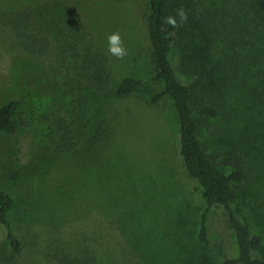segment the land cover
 I'll use <instances>...</instances> for the list:
<instances>
[{
	"label": "rangeland",
	"instance_id": "rangeland-1",
	"mask_svg": "<svg viewBox=\"0 0 264 264\" xmlns=\"http://www.w3.org/2000/svg\"><path fill=\"white\" fill-rule=\"evenodd\" d=\"M46 1L0 0V10L13 13ZM62 1L78 8L97 48L109 56L112 83L107 90L87 95L89 107L79 127L83 132L79 145L57 153L53 123L66 113L69 101L61 97L63 110L58 107L45 89L50 79L46 63L28 54L12 27L0 23V108L17 101L19 123L14 135L0 132V182L15 198L10 219L24 244L16 252L7 239V228L0 224V264H48L51 247L66 243L71 249L80 245L86 255L83 260L96 264L88 255L98 244H85L84 234L89 232L95 240L94 230L114 227L118 232V226L133 243V237L140 241L150 264H223L238 257L228 213L223 206L209 209L202 186L186 169L174 101L167 96L159 105H149L146 94L116 95L125 77L152 83L156 74L145 21L149 0ZM227 22L237 30L242 24L236 17ZM116 32L128 53L122 60L108 52V36ZM173 62L179 69L177 53ZM163 89L162 83H152L153 91ZM236 116L215 121L204 130L202 138L214 153L249 141ZM250 142L248 148L261 140ZM250 152L257 163L235 206L264 241V145ZM205 213L208 239L202 242Z\"/></svg>",
	"mask_w": 264,
	"mask_h": 264
},
{
	"label": "trees",
	"instance_id": "trees-1",
	"mask_svg": "<svg viewBox=\"0 0 264 264\" xmlns=\"http://www.w3.org/2000/svg\"><path fill=\"white\" fill-rule=\"evenodd\" d=\"M149 2L145 21L156 70L152 83H162L164 89L155 92L151 82L127 76L119 83L116 95L128 98L146 94L149 105H159L167 96L174 101L181 135L180 153L186 169L202 186L209 209L225 208L237 238L239 256L226 259L223 264H264L263 237L240 217L235 206L240 189L250 180L257 163L250 149L261 150L264 145V136L260 133L264 130V0H240L233 4L231 0L226 3L224 0ZM181 8L187 15L183 23L177 16ZM168 17H175L178 27L165 24ZM229 17L241 21L238 30L227 22ZM0 23L12 27L28 54L46 63L50 79L45 89L61 110L63 105L59 99L67 97L69 108L53 123V133L57 138V153L72 151L82 139L79 127L83 126L84 111L89 107L87 95L111 86L109 56L97 48L78 8L62 0H49L13 13L0 10ZM175 53L179 57V69L173 62ZM17 106L18 102L12 101L0 108V132L14 135L19 131L15 117ZM230 115L239 116L236 119L243 122L249 141L214 153L203 140V132L215 121ZM257 139L263 144L248 148L250 141ZM14 204L15 198L0 182V224L7 228L10 246L21 252L24 244L10 219ZM207 220L208 213H205L200 231L202 242L208 239ZM106 222L114 226L109 219ZM113 229L99 228L97 233L94 230L95 240L88 236L89 232L84 234L85 244H98L97 249L90 250L89 261L151 263L140 241L133 237V243L129 233L123 234L120 226L118 232ZM71 247L70 243L51 247L53 252H48V264H88L83 260L86 255L80 245Z\"/></svg>",
	"mask_w": 264,
	"mask_h": 264
},
{
	"label": "clouds",
	"instance_id": "clouds-1",
	"mask_svg": "<svg viewBox=\"0 0 264 264\" xmlns=\"http://www.w3.org/2000/svg\"><path fill=\"white\" fill-rule=\"evenodd\" d=\"M177 16L180 17L181 23L187 20V15L182 8L177 11ZM165 24L170 25L173 28L178 27L177 20L175 17L166 18ZM162 30L164 29L162 28ZM108 52L110 55H113L117 59L121 60L128 55L126 48L123 46V41L119 32L110 34L108 36Z\"/></svg>",
	"mask_w": 264,
	"mask_h": 264
}]
</instances>
